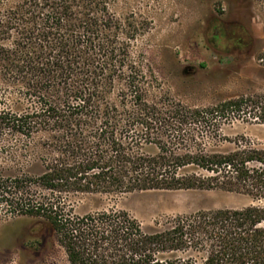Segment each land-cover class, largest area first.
<instances>
[{"label":"trees","instance_id":"16d2710c","mask_svg":"<svg viewBox=\"0 0 264 264\" xmlns=\"http://www.w3.org/2000/svg\"><path fill=\"white\" fill-rule=\"evenodd\" d=\"M100 3L29 0L0 12V146L38 137L45 151L37 174H0V204L51 230L69 264H264V147L209 151L190 132L194 124L215 135L214 120L229 114L264 126V93L204 109L149 102L141 67L121 32L103 25ZM257 60L264 66V52ZM176 190L251 204L176 215L146 232L124 210L78 214L65 202Z\"/></svg>","mask_w":264,"mask_h":264},{"label":"rangeland","instance_id":"374dc122","mask_svg":"<svg viewBox=\"0 0 264 264\" xmlns=\"http://www.w3.org/2000/svg\"><path fill=\"white\" fill-rule=\"evenodd\" d=\"M27 1L0 0V12ZM103 6L109 16L103 25L121 32L119 42L129 43L130 59L141 67L144 96L149 102L204 109L264 93V66L257 60L264 52V8L260 2L105 0L96 11L103 12ZM214 122L218 128L215 135L200 133L194 124L190 127L207 150L230 151L237 141L264 147L263 125L232 114ZM23 144L13 150L0 146L1 175L41 170L37 160L45 155L41 138H34L27 147ZM65 202L78 214L124 210L146 232L166 228L176 215L251 204L244 195L221 190L75 194L66 196ZM15 211L0 204V264H69L51 230Z\"/></svg>","mask_w":264,"mask_h":264}]
</instances>
